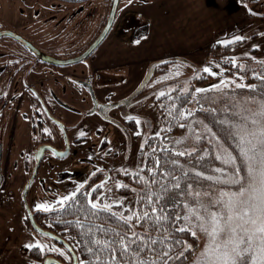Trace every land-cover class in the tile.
<instances>
[{"label": "rangeland", "instance_id": "obj_1", "mask_svg": "<svg viewBox=\"0 0 264 264\" xmlns=\"http://www.w3.org/2000/svg\"><path fill=\"white\" fill-rule=\"evenodd\" d=\"M110 3L0 0V28L18 32L50 56L70 58L102 29ZM234 40L242 43L229 51L217 46ZM34 54L15 38L0 36V101L11 104L0 108V156L6 161H0V264H42L32 255L58 252L69 259L59 243L27 221L22 189L36 148L45 136L58 150L65 148L60 125L29 101L41 93L69 141L64 156L44 151L26 193L33 213L61 205L96 171L138 168L143 146L159 133L154 100L166 85L192 101L208 85L220 90L228 78L231 86L238 83L225 74V63L264 59V0H119L110 30L87 58L55 65ZM155 66H165L166 74L152 75ZM206 73L211 77L198 82ZM193 139L189 135L180 147L193 150ZM174 140L163 142L170 146ZM248 176L253 189L191 183L172 197L173 210L178 200L186 204L180 215L197 237L185 264H264V159L249 166ZM118 185H103L93 204L130 218L136 196L117 193Z\"/></svg>", "mask_w": 264, "mask_h": 264}, {"label": "trees", "instance_id": "obj_2", "mask_svg": "<svg viewBox=\"0 0 264 264\" xmlns=\"http://www.w3.org/2000/svg\"><path fill=\"white\" fill-rule=\"evenodd\" d=\"M241 43L217 46L229 51ZM237 61L225 63V74L239 80L233 86L231 78L220 90L208 85L191 101L190 95L166 85L155 98L159 133L143 146L145 158L138 168L114 176L117 193L136 196L130 218L93 204L95 194L89 195L88 188L46 211L35 209L36 223L65 240L77 264H185L197 237L180 215L186 214V204L176 201L175 211L172 197L191 183L253 189L248 185L249 166H259L264 159V59L247 56ZM152 69V75L166 74L165 66ZM204 77L211 75L203 74L197 81ZM195 118L201 123H194ZM189 135L194 136V149L187 151L180 146ZM167 137L175 138L170 146L163 142Z\"/></svg>", "mask_w": 264, "mask_h": 264}, {"label": "water", "instance_id": "obj_3", "mask_svg": "<svg viewBox=\"0 0 264 264\" xmlns=\"http://www.w3.org/2000/svg\"><path fill=\"white\" fill-rule=\"evenodd\" d=\"M118 4H119V0H111L108 15H107V18L103 24L102 29L99 31V33L95 36V38L88 44V46L81 53H79L73 57H70V58H56V57L50 56V55L42 52L32 42L27 40L25 37H23L18 32L7 29V28H0V36L9 35V36L15 38L16 40L22 42L24 45H26L33 53H35L44 62H48L50 64H55V65L78 62L80 60L87 58L93 52V50L99 45V43L104 39V37L106 36V34L108 33V31L110 30V28L113 24ZM51 117L58 123V125H60V128L62 129V131L64 133L63 122L54 116H51ZM64 140H65V148L63 150H58L55 146H53L50 143L40 144L36 148L35 154H34V166H33L31 175L28 178L27 182L25 183V185L22 189V200L25 203L26 210L28 212V217H29V220H30L32 227L35 230H37L43 234L49 235L52 238L58 240L59 242H62L63 244H65L66 248L68 250H70L72 253V262L71 263H65L53 255H46L43 258L42 264H53V263H55V264H77L76 254L71 249V247L67 244V242L65 240H63L61 237H59L58 235L50 232L49 230H47V229L41 227L39 224H37L33 218L32 213L30 212V209H29L27 202H26V193H27L28 188H29V186H30L35 174H36L37 168H38L39 163L42 159L44 151L46 149H49V150L54 151L57 154V156L66 155L69 151V141L67 139L66 134H64Z\"/></svg>", "mask_w": 264, "mask_h": 264}, {"label": "flooded vegetation", "instance_id": "obj_4", "mask_svg": "<svg viewBox=\"0 0 264 264\" xmlns=\"http://www.w3.org/2000/svg\"><path fill=\"white\" fill-rule=\"evenodd\" d=\"M35 55V54H34ZM37 62H38V60H37ZM44 62V61H43ZM45 64H50V63H48V62H44ZM91 90V87H90V89H89V91ZM89 94H90V92H89ZM36 99V100H35ZM35 99H32L31 101H29V105H30V107L31 108H33L34 106L35 107H37V105H39V107H40V109H41V111H42V113H43V115H44V117H47L49 120H51V121H54L55 123H56V121L55 120H53V118L51 117V116H54V117H56L57 119H59L60 120V118L59 117H57V116H55L54 115V113L51 111V107H50V105H49V103L46 101V99L44 98V97H42V94L41 93H39V94H37V95H35ZM33 100H35L36 101V105L34 104V102H33ZM34 104V105H33ZM10 106H11V104H9V102L8 101H4V100H1L0 101V108L1 107H3V108H5V107H7L8 109H10ZM38 108V107H37ZM88 112H90L91 111V108H90V110H87ZM39 112V111H38ZM99 112H101V113H108V112H104V111H100L99 110ZM10 113V112H9ZM14 113V112H13ZM12 113V114H13ZM16 113V112H15ZM14 113V114H15ZM26 115V114H25ZM64 134H66V129H65V126H64V133L62 132V138H63V140H64ZM67 135V134H66ZM45 138H47L48 140L47 141H41V144H45L46 142L47 143H50V140H52L50 137H46L45 136ZM64 142H65V140H64ZM51 144V143H50ZM53 145V144H52ZM54 146V145H53ZM47 150H49V149H46L45 151H47ZM0 158H1V156H0ZM117 173H120V172H117ZM123 173V172H122ZM116 174V173H115ZM115 174L114 173H112L111 171H102V170H99V171H96V172H94L91 176H89V178L86 180V182L84 183V185L83 186H81L78 190H84V188L86 189V188H88V192H89V195L90 194H95V196H96V194H98V193H100L101 191H102V189H103V185H105V184H107V183H109V182H116V183H118V179L117 178H114V176H115ZM0 185H1V176H0ZM77 190V191H78ZM76 191V192H77ZM75 193V192H74ZM73 193V194H74ZM24 203V202H23ZM24 205H25V203H24ZM26 208V207H25ZM57 243H59L61 246H62V248L64 249V251L69 255V259H66V258H64V256H63V254H60L59 252H58V254H53L55 257H57L58 259H60L61 261H63V262H65V263H71L72 262V253H71V251L70 250H68L67 248H66V246H65V244H63L62 242H59L58 240H56V239H54ZM46 255H48V254H46ZM45 255V256H46ZM52 255V254H51ZM58 255V256H57ZM44 256V257H45ZM43 257V258H44ZM43 258L41 259L42 260V262H43ZM53 264H55V263H53Z\"/></svg>", "mask_w": 264, "mask_h": 264}, {"label": "crops", "instance_id": "obj_5", "mask_svg": "<svg viewBox=\"0 0 264 264\" xmlns=\"http://www.w3.org/2000/svg\"><path fill=\"white\" fill-rule=\"evenodd\" d=\"M3 68H5V66H4ZM0 161H3V162H5V164H4V165H6V161L4 160V158H2V156H1V158H0ZM1 180H2V179H1Z\"/></svg>", "mask_w": 264, "mask_h": 264}]
</instances>
